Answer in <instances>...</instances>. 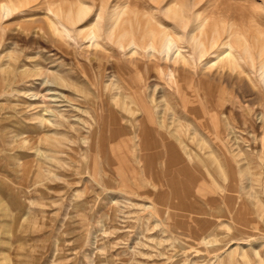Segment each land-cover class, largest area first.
Masks as SVG:
<instances>
[{
	"label": "rangeland",
	"instance_id": "obj_1",
	"mask_svg": "<svg viewBox=\"0 0 264 264\" xmlns=\"http://www.w3.org/2000/svg\"><path fill=\"white\" fill-rule=\"evenodd\" d=\"M2 3L0 264H264V0ZM80 4L83 32L54 35L50 11ZM116 8L133 35L92 47L88 24ZM176 11L221 34L201 59L177 43L189 80L147 50L151 30L182 35ZM224 29L255 48V69L244 54L245 71L222 69Z\"/></svg>",
	"mask_w": 264,
	"mask_h": 264
},
{
	"label": "bare ground",
	"instance_id": "obj_2",
	"mask_svg": "<svg viewBox=\"0 0 264 264\" xmlns=\"http://www.w3.org/2000/svg\"><path fill=\"white\" fill-rule=\"evenodd\" d=\"M90 9L91 8H89L87 5L80 4L79 6L76 7V9L67 8L66 11H64L65 9L64 10L58 9L55 12L50 11V15H52L51 16L52 18L48 19L49 22L47 24L49 25V29L51 30V32L54 35L58 36L62 40L70 38V33H71L72 28H75V29L77 28L75 31L78 33H82L83 28H85L87 26V25L84 26L82 24H84L85 21L87 22L89 20V16H90V12H91ZM11 10H12V8L5 3H2L0 5V12H2V13L11 12ZM100 15L101 14L97 15V17L94 16L93 20L91 19L92 17L90 18L92 21H91V24H88V25L91 26V28H89L90 30H89V33H88L87 38H86L88 40V42L91 43L92 47H95V48L100 47L99 42L103 39L102 38L103 35H105V37L108 41H110V42L113 41V42H115L114 44H117L119 49H124V47H125L124 41H123L124 38H126L127 36L129 37L130 35L132 36L133 34H132V32H130V30L128 32L127 31L128 29L123 30L120 33H118V30L124 25V24H122V22H123L122 21L123 11H120L119 8L118 9L116 8L114 11H112V13H111V15H109L105 25L103 24L104 21L102 20V16H100ZM173 15L176 18L174 20L178 21V23L181 24L182 35L177 37V39L175 41L166 32H163L159 36V35L155 34L153 30H151L147 34L145 33V35H148V37L151 38L150 44H147L148 45L147 50H148L149 54H154V53L158 52V54L163 57V60H165L166 62H172L174 64V66H177L176 71L178 73H181L182 75H184L186 77V80H189L188 74L186 73L187 71L185 70V68L189 66L190 61H189V59H187L185 57V55L182 54L181 50L179 49L181 47L178 48L177 43L178 42L181 43L183 41V39L184 38L186 39V37H187L189 40V43H186V44H188V45L190 44V46L193 47V50L196 53V56H198V58L201 59V58H204L208 54L209 50H212L219 43H221V41L218 42L219 39L221 38V34L217 29H214L209 34L208 33L203 34L202 30H201L203 28V24L200 20H197V23L195 24L193 29L188 30V18L186 17L187 15L184 14V11L183 12L182 11L173 12ZM0 16H1V14H0ZM130 19L128 22H131ZM124 23L126 24L125 21H124ZM174 29H176L175 26H174ZM177 29L176 30L180 32V30H179L180 28H177ZM187 30H188V32H187ZM224 33L228 34L227 37H229V39H231L234 35L232 32H228L225 29H224ZM201 36H203V40H201ZM143 37H145V36H143ZM188 40L186 39V42H188ZM234 40L236 41V42H234V44H232V41L230 42V40L222 43V45L220 44V46H222V51L216 55V57H215L216 61L219 62L222 69L225 68V69L235 73L239 69L241 71L242 66H244V65L246 66V64H245V62L241 56L244 54V56L246 57L244 59H247L249 66L251 68L255 69V58H254V52H255L254 49L255 48L253 46H251L250 44H248L247 41L245 39H243V37H240V36L235 37V35H234ZM156 42H158L157 43L158 47H156V45H155ZM136 47L137 46H136L135 42H133V41L129 44L128 49L130 51V55L133 54L135 52V50H137ZM256 53H257L258 58L264 59V43H261L259 45ZM193 55H194V53H193ZM148 57H150V55ZM192 58H190V59H192ZM261 61H262V59H261ZM213 63H215V65H216V62H213ZM179 65H181V67ZM242 71H245V70H242ZM241 76H242V74H241ZM259 79L264 84V61H262V64L259 67ZM200 84L202 85V83H200ZM207 95L208 94H204L205 98ZM152 132L155 133V131L151 129L150 130L151 135H152ZM158 135H159V137H160V139L164 145L163 147L166 149L168 154H169V152L170 153H172L174 151L176 152L174 144L172 142L168 141L166 136L163 133L160 132V133H158ZM145 136H147V135H145ZM143 137L144 136L139 133V138H141V139L138 138L139 145H140L138 147L141 148V153H142V151H145L143 148H145L146 144H147V141L144 142ZM90 149L93 152L95 151L93 145L91 146ZM155 156H156V154H155Z\"/></svg>",
	"mask_w": 264,
	"mask_h": 264
}]
</instances>
